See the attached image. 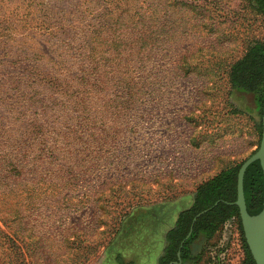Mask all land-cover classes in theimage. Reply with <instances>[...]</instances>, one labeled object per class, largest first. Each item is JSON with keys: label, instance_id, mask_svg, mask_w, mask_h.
<instances>
[{"label": "rangeland", "instance_id": "374dc122", "mask_svg": "<svg viewBox=\"0 0 264 264\" xmlns=\"http://www.w3.org/2000/svg\"><path fill=\"white\" fill-rule=\"evenodd\" d=\"M255 40L251 0H0V264H158L197 187L259 145L230 83ZM192 249L246 264L234 216Z\"/></svg>", "mask_w": 264, "mask_h": 264}, {"label": "trees", "instance_id": "16d2710c", "mask_svg": "<svg viewBox=\"0 0 264 264\" xmlns=\"http://www.w3.org/2000/svg\"><path fill=\"white\" fill-rule=\"evenodd\" d=\"M251 2L264 14V0H251ZM230 83L233 91L255 94L256 112L259 118L257 124L261 131V115L264 109V41H252L244 54L232 64ZM240 164L218 172L197 187L192 204L178 213L174 225L165 232L158 264H186L196 260L199 255L192 249L195 242L210 237L217 227L230 217H236L242 227L238 207L233 203L236 199V176ZM243 186L247 210L250 214H255L261 209L263 201V175L258 161L251 163L246 169ZM207 208L210 209L197 217L188 235L192 219ZM125 232L126 227H123L121 237H125L123 235ZM144 236L145 233L140 237V242H143ZM181 241H183L182 246ZM244 246L246 264H255L245 239ZM178 251H180V260ZM115 259L118 264H127L121 255H116Z\"/></svg>", "mask_w": 264, "mask_h": 264}, {"label": "water", "instance_id": "95a60500", "mask_svg": "<svg viewBox=\"0 0 264 264\" xmlns=\"http://www.w3.org/2000/svg\"><path fill=\"white\" fill-rule=\"evenodd\" d=\"M261 127V137L257 149L247 157L238 168L236 176V199L233 202L238 207L243 236L255 264H264V109L261 115ZM255 161L259 162L263 175V201L261 209L255 214H250L246 206L243 180L246 169ZM209 209L210 208L204 209L196 214L192 219L188 235L197 217ZM183 241H181V246ZM177 255L180 260V251H178Z\"/></svg>", "mask_w": 264, "mask_h": 264}]
</instances>
